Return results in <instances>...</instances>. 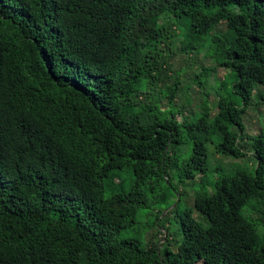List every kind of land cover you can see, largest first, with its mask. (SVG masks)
I'll return each instance as SVG.
<instances>
[{"label": "trees", "instance_id": "1", "mask_svg": "<svg viewBox=\"0 0 264 264\" xmlns=\"http://www.w3.org/2000/svg\"><path fill=\"white\" fill-rule=\"evenodd\" d=\"M202 52L228 70L214 115L209 92L176 103L177 56ZM257 86L264 0H0V264H264V120L242 145ZM208 145L248 146L252 172L210 183ZM149 210L156 241L124 237Z\"/></svg>", "mask_w": 264, "mask_h": 264}, {"label": "rangeland", "instance_id": "2", "mask_svg": "<svg viewBox=\"0 0 264 264\" xmlns=\"http://www.w3.org/2000/svg\"><path fill=\"white\" fill-rule=\"evenodd\" d=\"M205 69H213L216 68V71H211L209 73V81L206 88L202 89L200 85L197 84L195 81V75L200 74ZM173 69L175 71H179L182 80V87L184 88V92L180 94V96L176 99V103L178 105L186 106L190 111H200L203 101L205 100L204 93L210 94L208 97L209 103H207L208 107L212 108V114L214 115L217 112V101L218 96L216 94V89L219 87V83L224 80L225 76L228 74V70L223 67H217V64L211 57H206L205 52H202L199 55H192V58H188L187 55L179 54L177 56L176 61L174 62ZM227 82L231 85L234 82L232 78H227ZM229 91V90H228ZM224 92V96L236 103L239 107L244 106L243 101L241 98L233 96L230 92ZM256 95L264 93L262 87L257 86L256 88ZM221 96V95H220ZM207 100V101H208ZM263 120H264V106L262 102L257 99L255 96L252 101V105L249 107L246 115L244 116V125H245V135L248 140L242 145L250 144V139L256 137L260 130L263 127ZM246 147L244 150V158L237 159V158H230L226 157L222 154H215L214 148L212 145L207 146V154H208V164H209V173L207 174V180L210 183H213L215 179H217L218 175L222 172H231L233 170L243 169L252 172V168L254 167V159L253 155L248 150L249 147ZM190 144L186 143L183 140L180 149L182 151H188ZM182 157L185 158L186 154L181 152ZM217 168V174L213 171ZM121 181L123 182V189L125 192H128L131 189V185L134 181V177L132 174L123 172L121 174ZM198 181L197 179L194 182L185 183L184 187L181 185L179 190L184 188L183 192V201L182 204L179 206V210L183 211L188 207L192 206L193 203V194L198 190ZM196 185L194 188L192 186ZM208 191L211 192L208 188ZM149 217H144L145 214H141L144 217L143 220H140L137 225L134 226L133 230L127 233L124 237L126 238H139L144 243L146 240L154 242L156 241V236L158 235L156 230L153 228L149 232V228L147 226L150 222L155 218V213L153 210H149L146 212ZM245 215V214H244ZM196 219H199L196 213L193 214ZM254 220H257L259 217L257 215H253ZM261 219V227L260 233L264 234V217ZM171 226L169 227L170 230L173 229L174 220L171 219L170 221ZM157 234V235H156ZM154 238V240H153Z\"/></svg>", "mask_w": 264, "mask_h": 264}, {"label": "water", "instance_id": "3", "mask_svg": "<svg viewBox=\"0 0 264 264\" xmlns=\"http://www.w3.org/2000/svg\"><path fill=\"white\" fill-rule=\"evenodd\" d=\"M173 206H174V205H173ZM173 206H172V207H173Z\"/></svg>", "mask_w": 264, "mask_h": 264}]
</instances>
